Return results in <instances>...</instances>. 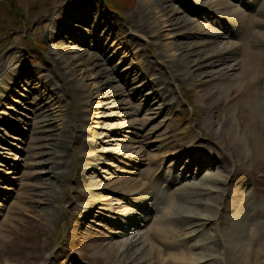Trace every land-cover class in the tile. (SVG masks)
<instances>
[{"label": "rangeland", "instance_id": "rangeland-1", "mask_svg": "<svg viewBox=\"0 0 264 264\" xmlns=\"http://www.w3.org/2000/svg\"><path fill=\"white\" fill-rule=\"evenodd\" d=\"M72 1L74 0H0V68L2 71L11 67H16L20 70L31 69L38 74L48 76L50 81L48 88L54 89L55 92L60 95L59 106L65 111V114L61 117V122L63 124L62 127L65 129L64 134L66 135L67 144H63L64 147L61 148V151L66 153L64 161H66V171L68 172L67 177L63 179L61 183L57 184L56 182H52L50 187L46 189L51 197L57 201L53 202V216L48 219L40 210V208H42L41 203L29 204L25 201V197L29 196L31 192L28 188L20 190V184L25 183L29 186H35L40 183V178H36L37 175L39 172H41V174L49 172V165L54 156L46 154L29 160L28 154H26L28 149H25L27 146L24 140L21 141V137L17 135V133H10L8 130L3 131V128L0 127V130H2L0 131V137L2 135L5 137L4 133H6L14 138L13 140L9 139V137H5L6 141L0 144V147L3 149L5 148L0 151V153H5L3 158L0 159V264H42L45 256L50 254H54V257H52V260L47 264H111L106 261L102 253L95 254L93 250L88 247L81 248L79 261L78 258L71 254L72 251L70 247L66 245L69 231L73 229L77 223L82 221L79 220L80 212L82 211V207L87 204V199L85 197L87 190L76 181L79 175V156L82 152L85 154L90 152L97 154L102 148L106 147H112L119 155L111 154L113 155L112 158H106L103 155H99L98 157L100 163L98 166L99 174L97 180L99 185L103 188L92 192V194L97 196L98 201L103 202V200H115L119 198V192L112 190L111 182L116 179L131 177L129 172L131 173L132 171L135 174L134 178L143 179L147 185L150 184V186H152L158 184L161 185V187L164 186V189L165 184H167L168 188H165L166 190L169 192L175 191L179 186H168V184H170V177L174 178V175H176V178L179 180L178 183L181 182L180 187L183 186L186 182L183 181L182 175L186 173V167L190 165L192 169L194 168L196 170V167L198 168L200 165L196 166V164H193L192 159L195 157L201 158L202 156L211 160L213 159L220 163L221 167L226 166L232 173H236V176H243L245 178L244 185L242 184L239 187L237 185L239 179L232 177L230 181L225 183L224 189L223 187L217 189L210 181L214 178L217 179L219 177L217 176L219 172L217 173L215 169L204 167L200 169L196 179L187 180L189 184L191 182L197 183L200 187L198 186V190L190 189L191 194L185 196L186 202L184 201L183 204L193 209V204L187 201H191L192 199L196 202L198 201L202 204V208L199 210L202 217L211 218L206 226L203 225L198 228L203 242L207 244V238L216 237V234H219V229H221L219 228L218 222L224 221L225 215L228 214L231 216L234 213L233 206L223 211L224 205H228V202H232L233 205L236 204L237 201L241 202V200L246 204L245 210H247L249 214L244 232L246 235L248 231L251 235L254 234L253 236L259 235L257 238L260 237L261 242V237H264V115L262 108L257 106L255 102H248L246 98H241L239 101L232 99L230 91H235V87L223 88L221 91L222 95L216 106H214L215 110L213 113V124L216 128L221 129V134L218 137L214 129L207 128L204 125L203 120L200 118V105L195 99L192 90L185 85H181L179 89L175 88L171 94L175 97L174 100L176 101V107L172 110V115H168L169 111L166 110L159 116H155L152 114L153 111L150 112L149 110L154 105L147 106L146 102H139V99L134 100L133 97L128 98L126 93L129 94L128 88L131 87L129 85V87L122 88L123 86H121L120 88L124 93L122 97L117 98L122 102L120 106L121 109H104L100 111L101 101L100 99H94L96 91L93 88V82H97L98 80L94 81L93 75L87 77V81H84L88 91L92 93L93 99H82V95H80V102L78 104V97L71 89L65 93L62 92V84L65 81V76H55L56 78L53 76L52 78L49 70H51L52 73H57L59 71V73L62 74L64 63L62 64L61 62L66 60H63V58L61 59L60 54L56 51L51 53L54 42H49V40L46 41L51 18L62 5L72 3ZM79 1L90 5L88 6V8L91 9L90 14H88L90 16L86 17L87 20H85L82 15L75 18L69 26V29H73L78 36L84 39L81 41L83 43L81 45L85 44V46L75 44L74 42L76 41L66 43L67 35H69V29L67 30V28H65L66 30L60 29L63 32L61 33V40L55 39V42L60 41V44L71 52L67 53L71 58H77L78 54L74 51L80 47L88 51L86 46L92 47L95 44L100 50L99 52L101 54L103 53L107 59L109 58V66L115 69L118 76L124 71V75L121 78L122 80L126 78L125 68L135 72L136 75L138 74L136 81L139 82L141 80L140 66L135 65L137 63L138 54L142 55L143 61L150 62V68L152 67L155 70L151 69L149 72L152 75V79L158 76L157 72H161L160 67L156 64L158 58H161L160 60L165 62L168 56L173 53V42L181 40L184 42H206L208 39H213L206 34L209 28L219 31L221 27L218 21L215 24L211 23L210 20L203 21L198 19L197 16L193 15L194 13L190 11L189 13L184 12V15L193 21L192 28L186 26L183 29L177 28L178 30L176 28L170 29L164 25L160 26L162 21H159L157 26L159 31H161L160 37L156 38L155 32H149V34L142 36V38H138L136 34L134 35V33H131L128 20H130L129 16L132 11L138 6L139 0ZM212 1L213 4L208 3V5H206L209 7L207 9L215 18L218 17L223 21L224 29H220L224 31L227 30V34L225 35L227 37L230 33V28H228L229 24L227 22L229 20L227 18L226 21L225 17H220L219 14L225 16L230 14L229 11L232 10L233 7H227L226 10L222 9L221 2L231 1ZM202 2L205 3L206 1L202 0ZM231 3L234 4L235 2L233 1ZM192 5L194 4L192 3ZM175 6L179 8L178 4H175ZM73 10L75 11V9ZM80 20L85 23H81ZM202 25H207L206 29L203 28ZM108 28L110 31L106 30ZM262 29L264 30V27L261 28V30ZM116 33L118 35H115ZM143 33L145 34L147 31ZM260 35L261 34H259L257 38L259 43L253 48H247H250L249 53L251 56L254 55L256 64L255 80L259 83L260 91H264V38ZM144 37L148 38L145 39ZM243 39L245 40V38ZM243 39L240 41H243ZM216 40L224 41V39ZM216 40L214 39V41ZM127 41L133 42L131 45L132 49L128 48L130 45L127 44ZM217 43L219 44L220 42ZM195 47L199 48V46ZM204 50L205 53L207 51L210 52L207 46L204 47ZM92 51L93 50H90V52ZM157 51L161 53L159 56L163 55V57H159ZM132 54H134L135 57H131ZM190 57L192 58L193 56ZM59 58L62 61H59ZM133 59H135V61H133ZM79 63H81V60H75L70 66L73 68ZM104 67H106V65ZM89 72L93 73L94 71ZM111 78L114 79L113 82L115 84H118L116 75H112ZM27 80L28 78L26 77L18 80V88L13 95L7 97L5 102L2 101L3 107L0 108V112L3 111L6 105L10 107L16 106L22 99L19 95L24 96L26 92H35L37 90V87L35 88V86L30 84ZM26 83H29V86H27ZM133 83H135V81ZM255 86L257 87V85ZM147 91L150 90L146 89L145 93ZM235 94L236 92L233 93V95ZM86 95L87 93L83 94V96ZM11 99H14L16 103H10L13 101ZM43 101L47 100L44 99ZM81 102L86 103L82 105L81 110L88 112L83 115L84 120L88 121L80 125L76 117L78 116V107L81 106ZM131 107L132 112H135L134 116L136 118V124L134 123L133 125L134 128L126 124V121L130 118L120 117L123 119L121 123H124V125L118 128V130L121 131V135L119 137L120 141L114 143L116 145H105L101 147H95L93 144L91 145V142H94L95 139L93 136L94 132H99L100 134L107 133L108 129L101 130L99 128L102 127L103 122H111L112 116L110 115L131 112ZM29 112L30 111H25L22 113V117L19 116V119L30 117ZM167 115L173 127L170 126L171 128L165 132L162 119ZM15 116L17 117V115ZM0 118H3V116L0 115ZM44 126L46 128V125ZM22 128L26 129L23 126ZM78 128L85 130L84 133H81L82 140H84L81 141L82 143L84 142L83 144H86L84 145L86 147L84 151H81L79 148L80 139H78V137L80 136V132L76 133ZM162 134H165L166 138L164 146L162 149H155L154 145L157 144V140H159V136ZM37 136L40 137L41 141L35 145L39 147L40 144H43L42 140L45 135L31 134L27 135V138L28 142H33V139ZM217 141H219V143H217ZM49 143L52 142L50 141ZM188 143L190 144L188 145ZM139 145L143 147L139 151L142 161L133 159L135 158L133 154L132 160H134V162L132 160L130 161L128 156L130 153H134V151L139 148ZM129 148H131V150H129ZM44 151L50 152L49 149L37 150L35 152ZM151 154H155L157 157L155 162L150 159ZM2 159L8 166L4 167L3 161L1 162ZM196 161L200 162V159ZM26 164L31 165L28 166ZM18 165L19 170H17ZM162 165L163 171H161ZM23 173L30 174V177L21 180L20 177ZM162 173H164V175L161 177ZM164 176L168 177L165 178ZM164 178L167 179V183L165 182L163 185V181H165ZM204 178L208 181L204 180ZM11 180H16V184H11ZM204 186L212 187V192L208 193L204 191ZM236 188L239 190L237 189L238 191L235 193L233 190ZM40 190L41 189H37L36 191L39 192ZM44 190L45 189H42V191ZM147 193L148 196L150 193L153 195L151 189H147ZM232 193H234L233 198H230ZM109 194H111V196H109ZM133 194L134 193H128L129 198L120 197L121 200L119 203L113 202L117 214H113L114 216H112V218L118 225H109L108 219L110 216L104 212L99 213L98 220H100L102 224L97 225L99 222L95 223V226H99V229L95 227V230L99 232V234L109 232L108 238L110 239L108 240L113 242L127 239L126 237L132 238L134 236H136V238L140 236L142 240L146 242L144 236L146 237V235L152 231L153 228L151 227L153 226L154 228L165 231V235H167V239L165 238L166 242L168 241L170 244H173L171 246H175L171 248L173 252L176 250V246H180V249L188 248L189 251H187L189 253L191 252V259L195 257L202 260L207 255L214 259L222 257V244L219 243L218 245L215 241H213V243H215L214 246L209 245L204 249L200 247L196 248V246L193 248L194 243L198 242V234L195 233L196 231H193V229H195L194 226L187 227V225L180 220H173V223L163 222L161 224H155L156 217L161 212L160 206L158 209L155 208L152 213H149L152 220L147 216L148 218L145 223L137 224L134 228H131V220L138 221V218L145 214L142 208L147 205V199L139 200L140 198L138 196H132ZM34 196L36 195L34 194ZM38 196L39 195H37V197ZM37 200H40V197H38ZM132 205L136 207L137 211H140L142 215L138 214L139 212L135 211ZM203 205L214 208V211ZM175 206L176 205L173 207L175 208ZM95 212V214H97L99 211ZM7 215L9 217L8 220ZM125 216H127V218H125ZM257 238H252V242L257 240L256 243H252V247H256L260 244ZM197 252H200L199 255H196ZM187 262L189 264H196V262L192 260H187ZM165 263L172 264L173 262L169 261L168 263L165 261ZM211 263L212 262H209L208 264ZM138 264H143V262Z\"/></svg>", "mask_w": 264, "mask_h": 264}, {"label": "bare ground", "instance_id": "bare-ground-1", "mask_svg": "<svg viewBox=\"0 0 264 264\" xmlns=\"http://www.w3.org/2000/svg\"><path fill=\"white\" fill-rule=\"evenodd\" d=\"M204 1L206 2L204 3L202 0H139L138 6L129 16V28H131V33H134V35L136 34L138 38H142V36L149 34V32H155V36L157 38L160 37L161 34V31H159L157 26L159 21H162L160 26L164 25L170 29H183L186 26L192 28L193 21L184 15V12L189 13L190 11L191 13H194L193 15H196L198 19L203 21L210 20V22L214 24L218 21L221 26L220 28H223V21L218 17L215 18V16L207 9L209 7L206 5H208V3L213 4V1ZM233 1L235 2L234 4L229 1L221 2L222 9L226 10L227 7H233V9L229 11V15L225 16L223 14H219L220 17H225L226 21L227 18L229 20L227 22L229 26H231V30L227 37L225 36L227 34V30L224 31V28H219V31L217 29L214 30L209 28L206 34L209 37H212V40L208 39L206 42H184L183 40L173 42V53L168 56V59L165 62L160 60L161 58H158V62H156V64H158L160 67L161 72H157L158 76L153 77L152 79V75L149 73L150 70L153 69L152 67L150 68V62L143 61L142 55L137 53L138 58L135 65L140 66L141 80L139 82L136 81L138 74L136 75L135 72L129 71L128 68L124 69L126 71V78L122 80L121 78L124 75V71L118 76L115 72V69L109 66V58L107 59L103 53L101 54L99 52L100 50L95 44L92 47L86 46L88 51L83 49V47L75 50L74 52L78 54L77 58H71L67 55L68 52H71L68 51L67 48L62 44H60V41L55 42V39L61 40V33L63 32L60 29L67 28L68 30L72 21L81 15L84 16L83 18L85 20H87L86 17L90 16L88 14H90L91 9L88 8V6H90L89 4L82 3V1L79 0H74L72 3H66L62 5L51 18L50 28L47 32L46 39V41L49 40V42H54L51 53L56 51L58 54H60V58H63V60L66 61H62L59 58V61H62V64L64 63L62 74H60L59 71L57 73H52V71L49 70V72L51 73L52 78L53 76H65V81L62 84V92L65 93L71 89L78 97V104L80 102V95H82V99H93L91 95L92 93L88 91L87 85L84 84V81L87 79V77L93 75V80H98L97 82H93V88L96 91V96L94 99H100L101 101L100 111H103L104 109H121L120 106L122 105V102L117 98L122 97L124 93L120 88L121 86H123L122 88H125L129 85L131 86H128L130 88H128L129 94L125 92L128 98L133 97L134 100L139 99V102H146L147 106L154 105L149 110L150 112L153 111L152 114L155 116H159L161 113H163V111L166 110L169 111L168 115H172V110L176 107V101L174 100L175 97L171 95L172 92L175 90V88L179 89L181 85L188 86L194 93L195 99L200 105V118L203 120L204 125L207 128L214 129L215 134L219 137L221 134V129L216 128V126L213 124V113L215 110L214 106H216L217 102L219 101L223 88L235 87L237 90L234 88L235 91H230L232 99L239 101L241 98H246V100L250 103L255 102L257 106L262 108L264 115V91H260L259 83L257 80H255V59L254 55L252 54L253 56H251L249 53L250 48H253L259 43L257 41L259 34H261L264 38V30H261V28L264 27V0ZM192 3L194 5H192ZM175 4H178L179 8L176 7ZM242 6L245 7V11H247L248 7H250L249 12H243V10L240 9ZM73 9H75V11ZM80 21L81 23H85L82 20ZM73 27L76 28L75 26ZM202 27L206 29L207 25H202ZM106 30L110 31L109 28ZM144 31H147V33L144 34ZM68 33L69 35H67V39L65 41L66 43L76 41L77 43L74 42L75 44L79 46H85V44L81 45L83 44L81 41L84 39L78 36L77 33L73 31V29H69ZM115 35L118 34L116 33ZM144 38L146 39L148 37ZM243 38H245V40ZM214 39H224V41H214ZM241 39H243V41H240ZM217 42L220 43L218 44ZM132 43L133 42L127 41V44L130 45L128 48H131ZM195 46H199V48H196ZM206 46L209 48L210 52L207 51L205 53L204 47ZM247 47L250 48L248 49ZM90 50L93 51L90 52ZM158 52L159 51H157V53ZM159 55H161V53H158V56ZM190 56L193 57L191 58ZM131 57H135L134 54H132ZM159 57H163V55ZM75 60H81V63L72 68L70 65ZM133 61H135V59H133ZM105 65L106 67H104ZM89 71L94 72L90 73ZM112 75H116L118 84L113 82L114 79L111 78ZM25 77L28 78L27 81H29L30 84L34 85L35 88L37 87V90L35 92H26L24 96L19 95L22 99L19 103L17 102L18 104H16L14 107L7 105L6 107L4 106V113L3 111L0 112V115L3 116V118H0V127L3 128V131L8 130L10 133H17V135L21 137V141L24 140V143L27 146L25 149H28L26 154H28L29 160L41 157L46 154L54 156L49 165V172H45L44 174L39 172L37 175L36 178H40V183L35 186H29L25 183L20 184V190L28 188V190L30 189L31 192L29 195L30 197H25V201H27L29 204L41 203L42 208H40V210L42 213H44L45 217L50 219L53 216L52 205L56 200L51 197L46 189L50 187L52 182H56L57 184L61 183V181L68 175V172L66 171V161H64L66 153L61 151V148L64 147L63 144H67L66 135L64 134L65 129L62 127L63 124L61 122V117L65 114V111L61 106H59L60 95H58L54 89L48 88V84L50 82L48 76L38 74L31 69L20 70L16 67H11L5 71H2L0 68V108L3 107L2 101L5 102L7 97L13 95L18 88V80ZM134 81L135 83H133ZM29 83H26V85L29 86ZM255 85H257V87ZM146 89H149L150 91L145 93ZM234 92H236L235 95H233ZM85 93H87V95L83 96ZM44 99L47 101H43ZM11 100L8 101H11L10 103H16L14 99ZM85 104L86 103L81 102V106L78 107V116L76 118L78 124L80 125L83 122L88 121L84 120L83 118V115L88 112L81 110L82 105ZM25 111H30V117H25L20 120L19 116L22 117L21 115ZM130 111L131 112L123 114L117 113L110 115L112 116L111 122H103L102 127L99 128L101 130L108 129L107 133L100 134L99 132H94L93 136L95 139L94 142H91V145L93 144L95 147L116 145L114 143L120 141L119 137L121 135V131L118 130V128L119 126L124 125V123H121L123 119L120 117L130 118L128 121H126V124L129 127L134 128L133 125L136 121L134 116L135 112H132V107ZM15 115H17V117ZM168 115L162 119L165 132L173 127L172 123L169 122L170 118ZM44 125H46V128ZM22 126L26 129H23ZM77 132H80V136L78 137V139H80L79 148L81 151H84L86 148L84 145L86 144H83L84 142L82 143L84 140H82L81 133H84L85 130L78 128L76 133ZM31 134H38L41 136L45 135L42 140L43 144H40L39 147L35 145L41 141L40 137L38 136L33 139V142H28L27 135ZM4 136L14 140L13 137H10L6 133H4ZM5 137H3V135L0 137V144L6 141ZM50 141L52 143H49ZM165 141V134L160 135L159 140H157V144L154 145V148L162 149ZM217 143H219V141H217ZM189 144L190 143H188V145ZM142 148V145H139V148L135 150L134 153H130L128 159L131 161L133 154L135 155V158L133 159L142 161L139 155V151ZM4 149L0 147V151ZM46 149H49L50 152H35L37 150ZM129 150H131V148H129ZM4 154L5 153H0V159L3 158ZM111 154L119 155V153H116L112 147H106L102 148L97 154H93L91 152L85 154L82 152L79 156V175L76 181L77 183L83 185L87 190L85 196L87 199V204L82 207V211L80 212L79 220L82 221L77 223L75 227L69 231L66 241V245L70 247V250L72 251L71 254L78 258V260L81 256V248L88 247L92 249L95 254L102 253L105 256L106 261L110 262L111 264H138L142 262L143 264H166L165 261L168 263L169 261H172V264H189L187 260H192L193 262L195 261L196 264H208L209 262H212L211 264H264V237H261L262 240L260 242V237L257 238L259 236L258 234V236H253L254 234L251 235L249 231L247 235L244 232L249 214L248 211L245 210L246 204L242 202L243 200H241V202L237 201L236 204L233 205L232 202H228V205H224L225 207L223 211H226L233 206L234 213L231 216L228 214L225 215L224 221L218 222V225L220 226L219 228H221L219 229V234H216V237L207 238V244L206 242H203V239H201V234L198 228L202 227L203 225L206 226L211 218L205 216L202 217L199 212L200 208H202V204L200 202H196L193 199L191 201H187L188 203L190 202L193 204V209L183 204L185 201V196L191 194V190H198L200 187V185L197 183L195 184L191 182L189 184V181L187 180L196 179V177L199 175L200 169H203L204 167H209L210 169H215L217 173L219 172V174L216 173L219 177L210 181L211 184L217 189H221V187L224 189L225 183L230 181L232 177L239 179L237 182L238 187L242 184L244 185L245 178L243 176H236V173H232L231 170L226 166L221 167L220 163L214 161L213 159L211 160L202 156L201 158L195 157L192 159L193 164L200 166L198 168L196 167V170L194 168L192 169L190 165L186 167V173H183L182 175L183 181L186 182L183 184V186L180 187L181 182L178 183L177 178L170 177L169 181L171 185L179 186L175 191L169 192L158 184L152 186H150V184L147 185L143 179L134 178L135 174L132 171L131 173L129 172L131 177L126 179H116L111 182L112 190L119 192V198H116L115 200H103V202H100L97 200V196L92 194L93 191L103 188L101 185H99L97 180L99 174L98 166L100 163L98 161V157L99 155H103L106 158H112L113 155ZM150 159L155 162L157 157L155 154H151ZM198 159H200V162L196 161ZM2 161L4 163L3 159L1 162ZM132 161L134 162V160ZM26 165L30 166L31 164ZM6 166H8V164L4 163V167ZM17 170H19V165ZM28 177H30V174L23 173L20 179L24 180ZM204 180L208 181L206 178H204ZM11 181V184H16V180ZM37 189L41 190L37 192ZM42 189L45 190L42 191ZM147 189H151L153 195L150 193L148 196ZM203 189L208 193L212 192V187L204 186ZM237 189L238 188L234 189L233 192L236 193L239 190ZM128 193H134L132 196H138L140 198L139 200L147 199V204L149 205H145V207L142 208V211L146 215L144 214L142 217H139V222L131 220L132 218L129 219L132 222L130 225L131 228L135 227L137 224L145 223L147 220V213H152L155 208L158 209L160 206L161 212L158 214V216L155 214L157 216L154 222L155 224H161L163 222L173 223V220H180L186 224L187 227L194 226L195 229H193V231H196L195 233L198 234V242L194 243L193 248L196 246V248L200 247L201 249H204L209 245L214 246L215 243H213V241H215L218 243V245L219 243L222 244V257L214 259L213 257L207 255L202 260L195 257L194 259H191V252H188V248L180 249V246H176V250L173 252L171 248L175 246H171L173 244H170L168 241L166 242L167 235H165V231L154 228L153 226L151 227L153 228L152 231H150V229V233H148L146 237L144 236V238H146V242L143 241L142 237L140 236L137 238L136 236L132 238L126 237L127 239L113 242L108 240L110 239L108 238L109 232L99 234V232L95 230V227L99 229V226H95L96 222H99L97 225L102 224L101 221L98 220V215H100L99 213L104 212L110 216L108 219L109 225H118L112 218V216L117 214L115 212L116 208L113 206V202L119 203L121 200L120 197L129 198ZM34 194L36 196H34ZM233 194L234 193H232L230 198H233ZM37 195H39L38 197H40V200H37ZM109 196H111V194H109ZM174 205H176L175 208L173 207ZM203 206L214 211V208H211L207 205ZM95 211L99 212L95 214ZM8 218L9 217L7 215V220ZM125 218H127V216H125ZM252 238L259 239L260 244H258L256 247H252V243H256L257 241L256 240L252 242ZM199 253L200 252H197L196 255H199ZM52 257H54V254L45 256L42 264L49 263L52 260Z\"/></svg>", "mask_w": 264, "mask_h": 264}]
</instances>
